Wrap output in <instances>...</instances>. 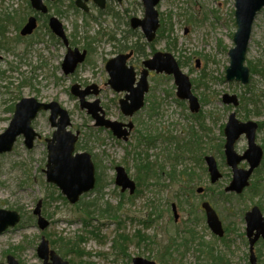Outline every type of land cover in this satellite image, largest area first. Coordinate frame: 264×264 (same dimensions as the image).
I'll return each instance as SVG.
<instances>
[{
    "label": "rangeland",
    "instance_id": "374dc122",
    "mask_svg": "<svg viewBox=\"0 0 264 264\" xmlns=\"http://www.w3.org/2000/svg\"><path fill=\"white\" fill-rule=\"evenodd\" d=\"M70 2L51 3V13L62 11L57 15L66 26L69 38H74L81 49L87 45L90 51L86 61L74 73L66 75L61 67L66 48L50 38L44 25L29 37L20 35L28 14L27 0H0V16L15 12L14 21L20 25L19 28L16 24L6 27L5 38L11 41V50L0 49V134L13 116L12 106L22 98L57 101L69 112V129L79 134L77 147L91 153L101 181L75 204L65 198L57 185L47 181L43 171L47 163L44 137H51L54 128L49 121V111L40 113L33 125L43 138L28 149L24 137L20 136L13 151L0 154V208L22 212L18 209L21 207L28 216L22 224L0 235V263L6 264L11 254L21 264H42L36 249L44 234L49 241L79 240L84 253L82 259L91 264H133L134 257L154 260L157 264H207V247H199L201 240L213 243L218 252H224L229 264H251L245 213L259 202L264 207V191L256 193L250 190V185L245 193L234 194L230 202L223 199L221 191L233 176L223 155V131L234 111L240 121L258 123L256 142L264 149V74L252 73L249 66L255 63L264 69V8L254 21L245 61L250 81L243 84L227 81L225 76L236 31L234 0H161L156 8L159 18H165L164 30L161 24L152 44L142 45L145 52L135 53L129 63L135 66L139 77L142 62L153 56L152 50L172 54L189 76L192 91L201 106L198 112H191L188 100L177 96L173 75L153 71L148 77L145 105L129 117L123 114L119 103L126 92H117L107 83L109 75L105 64L126 52L117 39L121 38V42L128 45L140 36L146 41L140 28L131 29L129 23L132 16H144L142 1L107 0V4L120 12L113 17L90 0L88 14L97 16V20H89L88 25L84 23L83 11L76 13L70 9ZM76 22L78 35L74 37ZM131 30L133 32L128 34ZM75 83L82 88L98 87L99 93L90 94L87 99H99L107 118L123 122L132 119L134 128L128 140L118 139L109 129L95 125L93 117L80 106L78 96L70 91ZM225 94L236 95L239 104L224 103ZM243 96L248 97L246 103ZM247 147V138L242 134L235 142V150L242 154ZM206 155H213L217 160L222 173L217 183H211ZM177 157L179 160L175 161ZM146 162L152 163V174L147 180L149 185L143 187L138 185L137 177L141 175L139 165ZM117 165L124 166L136 181L134 194L128 189L123 192L115 183ZM239 166L248 168L249 164L244 160ZM259 175H264V157L251 177V184H258ZM200 187L204 189L198 192ZM212 187L215 190H207ZM130 196H133L131 200ZM39 200L43 215L50 221L43 231L37 226L36 218L29 220ZM94 200L101 209L117 208V217L95 211L87 218L86 203ZM204 200L212 203L224 226L229 227L227 242L209 228L201 209ZM172 204L177 206L178 220H175ZM260 208L264 214V209ZM147 221L150 223L145 225ZM192 227L198 237L185 247L183 233ZM123 233L129 238L126 251L114 248L121 241L119 234ZM51 246L58 248L54 242ZM171 249L173 254H166ZM255 251L257 258L260 257L257 264H264V240L256 243ZM65 257L71 264H79L81 259L74 253Z\"/></svg>",
    "mask_w": 264,
    "mask_h": 264
},
{
    "label": "water",
    "instance_id": "95a60500",
    "mask_svg": "<svg viewBox=\"0 0 264 264\" xmlns=\"http://www.w3.org/2000/svg\"><path fill=\"white\" fill-rule=\"evenodd\" d=\"M102 7L104 0H95ZM160 0H143L145 7L144 18H133L132 26L141 27L149 41L155 37L156 30L159 26V13L156 9ZM32 5L37 10L48 11L44 0H31ZM77 3L86 8L81 0ZM236 31L233 36L234 46L229 50L230 63L226 68L225 76L227 81H238L247 84L250 81V70L245 64L246 54L253 30L254 21L258 13L264 8V0H234ZM50 27L66 44L68 39L62 22L55 16L50 18ZM37 27L36 17L32 16L21 29V35L32 34ZM132 51L127 54H119L117 57L110 59L106 64V69L110 74L108 83L118 92L127 91L124 98L120 99L122 112L127 116H133L144 106V96L148 91V68L155 69L157 72L172 74L177 85V95L181 99L189 101L190 110L198 112L200 102L198 97L192 92L190 78L185 74L176 59L170 53L157 52L153 58L144 62L146 68L141 71L137 81L136 71L133 66L127 65V59L132 55ZM86 51L80 52L79 49H69L63 62L65 73L73 72L77 65L85 59ZM1 57V56H0ZM80 89V85H72L71 91L78 96L82 108H87L92 114L97 126H106L111 128L113 134L118 138L127 140L133 123L130 121L124 124L119 121H112L105 118L104 114L100 115L102 110L99 101L88 102L85 96L90 93V88ZM95 89L94 93H97ZM226 104H239L236 95L225 94L222 98ZM50 111V122L55 131L51 138L47 139L48 160L46 168V179L50 183H55L66 195L68 200L74 204L79 201L80 197L96 185V167L91 153L88 151H77L76 142L78 133H73L68 127L71 124L69 113L57 101L44 102L36 97H24L15 105L13 117L5 129L0 134V154L13 150V147L20 135L24 136V142L27 148L31 149L35 141L41 137L32 126L33 120L40 111ZM258 123L253 121L242 122L236 117V112H231L225 126V156L226 162L233 171V177L226 191H233L240 194L250 184V177L253 171L260 165L264 150L256 143V130ZM245 134L248 140V148L239 154L235 150V142ZM247 160L249 168H241V161ZM205 161L208 166V172L212 183H215L222 177L218 168L216 158L213 155H207ZM115 183L121 187L122 191L129 189L133 194L136 189V182L132 179L126 168L122 165L115 167ZM203 187L198 188L201 192ZM205 211L206 220L211 231L217 236H224L225 230L223 222L216 209L209 201H203L201 204ZM175 219L179 214L176 205H172ZM37 216V225L44 230L49 225V220L42 214V201H38L33 210ZM21 220V214L16 210L0 208V235L10 227H14ZM247 223V235L250 240V261L251 264H257L254 247L255 243L262 237L264 238V214L258 205H254L245 215ZM37 254L43 260V264H70L62 258L53 249H50L49 240L42 235L41 241L37 247ZM3 264V263H0ZM7 264H20L13 256L8 255ZM133 264H157L154 260L143 257H134Z\"/></svg>",
    "mask_w": 264,
    "mask_h": 264
},
{
    "label": "trees",
    "instance_id": "16d2710c",
    "mask_svg": "<svg viewBox=\"0 0 264 264\" xmlns=\"http://www.w3.org/2000/svg\"><path fill=\"white\" fill-rule=\"evenodd\" d=\"M26 9H27V12L29 13L30 9H31V6H30V2L29 0H27V5H26ZM56 12L60 13L59 10H57ZM14 13L15 12H7V13H4V16H0V49L1 48H4L6 50H11V47L9 46V40L6 41V38H5V30H6V27L10 24H16L18 26V28L20 27V25H18V23H16L14 21ZM77 32V31H76ZM90 43V42H89ZM137 44L135 45H132L131 47L133 46H136V50L138 52H144L142 51L141 49H137ZM125 46V45H123ZM128 47V46H127ZM135 48V47H134ZM250 66V70L251 72L253 73H262L264 74V69H262L261 67H259L258 64H255V63H250L249 64ZM243 102L246 103L248 101V97H244L242 98ZM254 101V100H253ZM254 102H257V101H254ZM154 105V104H152ZM14 108V105L12 106ZM155 109V108H154ZM12 110V108H11ZM205 128V127H203ZM149 137V136H148ZM147 137V138H148ZM141 142V141H140ZM154 144V141L151 142V144ZM150 144V142H149ZM189 149H192V148H189ZM178 156V155H177ZM179 158L177 157V159H175V161H178ZM140 166V174L138 177H137V181H138V185L140 186H148L149 185V182H147V180L151 177V174H152V163H142ZM157 176H159L157 173H156ZM192 178V177H191ZM259 179H264V175H259L258 176ZM193 180V178H192ZM98 181H101V177L98 176ZM146 182V183H145ZM263 182V183H262ZM258 181V184H252L251 185V189L250 190H254L256 193H260L261 191H264V180L263 181ZM99 184V183H98ZM261 187V189H260ZM215 190L213 187L211 189H207V190ZM138 193V192H137ZM245 193V192H244ZM212 194H215V191H213ZM122 196H124V194H122ZM134 196V195H133ZM133 196H130L128 197L129 200L132 199ZM221 196L223 197V199H225V201L227 202H230L231 201V198L234 197V194H226L224 191H221ZM123 198V197H122ZM182 202V201H180ZM263 209L264 207L262 206L261 202L258 203ZM86 208H85V212L87 213L86 216L87 218H89V216L92 215V213H94L95 211H98L101 215L103 216H114V218L117 217V213L116 211L118 210L117 208H107V207H104V208H100V206L96 203V201H91L89 203H86ZM108 207H111L110 205ZM19 211H22V221L20 224L23 223V220H26L25 218H27V213L23 211V209L21 207H18ZM194 211V210H193ZM29 220H35V217L33 215H29ZM144 222V221H143ZM148 223H150V221H147L145 222V225ZM225 230H226V234L225 236L222 238V241L224 242H227V234L229 232V227H225ZM140 232V231H139ZM184 233H187L188 235L185 236ZM183 233V237L184 238V241L182 242V244L185 246V247H188V245L190 244H193L197 237H198V233H196L195 229L192 227V228H187ZM128 235L123 233V234H119V237L121 238V241L119 243V245H115L116 247H114L115 249H120L121 251L122 250H125L126 251V241L129 240V238L127 237ZM144 237V236H143ZM146 237H144L143 239H145ZM201 238V237H200ZM142 239V237L140 238V240ZM59 241H52V239H50V242L51 244H56L57 245V251L63 256L65 257L66 254L68 253H74L76 254L78 257H80L81 259L79 260V264H91V262L87 261L86 259H82L84 253H83V250H81L80 248V241L79 240H73V241H64L62 238L61 239H58ZM81 240L83 241L84 238L81 237ZM65 242V243H63ZM117 242V241H116ZM199 243V247H207V252H208V263L207 264H229V261L226 259V256H225V253L224 252H221V251H217V249L213 246L214 244L213 243H208L204 240H201ZM172 249L167 252L166 254H170L172 255ZM260 259V257H259Z\"/></svg>",
    "mask_w": 264,
    "mask_h": 264
},
{
    "label": "flooded vegetation",
    "instance_id": "af4514ba",
    "mask_svg": "<svg viewBox=\"0 0 264 264\" xmlns=\"http://www.w3.org/2000/svg\"><path fill=\"white\" fill-rule=\"evenodd\" d=\"M90 0H81V2L84 4V5H86V8L87 9H85L84 7H82V6H80L78 3H77V0H71V2H70V4L68 5V7L70 8V9H73L76 13H78L79 11H83V20H84V23H85V25H88V21L89 20H93V21H96L97 20V16L96 17H93V15H91V16H89V14H88V11H89V6H88V2H89ZM92 1V3L95 5V6H97L99 9H101V10H105V12L108 14V15H112L113 17H116V16H119V14H120V12H119V10H115V9H113L112 8V6L110 5V4H107V0H104V6L102 7L100 4H98L95 0H91ZM142 1V3H143V0H141ZM161 1V0H160ZM159 1V2H160ZM55 2H62V0H44V3L46 4V6L48 7V11L47 12H43L42 10H37L33 5H32V3H31V0H30V6H31V9H30V11L29 12H31V13H28L27 15H26V17L24 18V20H23V23H22V27H21V29L24 27V25L27 23V21H28V19L30 18V17H32V16H34V17H36V21H37V27L33 30V32H32V34L34 33V32H36V29L42 24V25H44V27H46L47 29H48V33H49V35H50V38L51 39H53V40H55L56 42H58V43H62L63 45H64V47L66 48V53H65V55H64V58H63V60H62V62H61V67H62V69H63V62H64V59H65V57H66V55H67V53H68V50L69 49H72V50H74L75 48H77V49H79V51L80 52H83V51H86V56H85V59L82 61V62H80L78 65H77V67H76V69L73 71V72H71V73H68V74H72V73H74L76 70H77V68L83 63V62H85L86 61V59H87V57H88V54H89V51H90V47H86L87 45H85L84 47H83V49H81V48H79L78 46H76V40H74V38L73 39H70L69 38V36H68V34H67V28H66V26L64 25V23L62 22V20L59 18V16L57 15V14H61V12L62 11H59L60 13H56V14H54V13H51V10L53 9L52 7H51V3H55ZM117 2L118 3H121L122 2V0H117ZM157 5H158V3H157ZM156 5V6H157ZM143 6H144V4H143ZM81 9V10H80ZM157 9V8H156ZM128 10H126V12H127ZM159 13V12H158ZM53 16H55V17H57L58 19H59V21L60 22H62V24H63V27H64V30H65V33H66V37H67V39H68V44H66L65 42H64V40L60 37V36H58L56 33H54V31L52 30V28L50 27V25H49V23H50V18L51 17H53ZM144 16H145V7H144ZM144 16L143 17H138V16H132L131 18H130V26H131V29H138V28H140V30H141V32L143 33V35H144V37L146 38V41H144L143 39H142V36H140L141 38H138L137 39V41L135 42V43H133V44H131V45H128L127 43H122L121 41H122V39L120 38V39H117L121 44H120V46H121V48H122V50H124V51H126V52H122V53H119V54H127V53H130L131 51L133 52L132 53V55L127 59V65L128 66H133V65H131L130 63H129V61H130V59L134 56V54L135 53H140V52H138L137 50H136V46H133V47H131L132 45H135V44H137L138 43V47H137V49L139 48V49H141V47H142V45H144V44H147V43H151V41H153L155 38H156V35H157V30H158V28H159V26L161 25V28H163V30H164V21H165V18L164 17H161V18H159V26H158V28H157V30H156V33H155V37H154V39L153 40H151V41H149L148 40V38H147V36H146V34H145V32L142 30V28L141 27H133L132 26V19L133 18H140V19H142V18H144ZM89 17H91V18H89ZM76 21H78V20H76ZM161 30V29H160ZM21 31V30H20ZM77 31V32H76ZM129 33L128 34H131L133 31L131 30V31H128ZM134 33H136V32H134ZM32 34H29V35H25L24 37H29V36H31ZM161 34H163V31H161ZM72 35H74V37L75 36H77L78 35V24H77V22H76V24H75V29H74V32H72ZM127 37L129 36V35H126ZM126 36H124V39H126L127 37ZM22 37V36H21ZM23 38V37H22ZM111 38H113V39H116V37L114 36V35H111ZM143 43V44H140L141 42ZM88 44H90L89 42H88ZM152 44V43H151ZM123 45H125V46H123ZM128 46V47H127ZM135 47V48H134ZM142 51H144L143 49H141ZM145 52V51H144ZM152 52L154 53L153 54V56L152 57H150L149 59H151V58H153L154 57V55L157 53V52H161V51H155V50H152ZM163 53H168V52H163ZM119 54H117L116 56H114V57H112V58H115V57H117ZM0 59L2 58V55L0 54ZM111 58V59H112ZM149 59H146V60H144L143 62H142V69L140 70V72H139V77H138V80H139V78H140V75H141V71L143 70V69H145L146 68V66H145V64H144V62L145 61H147V60H149ZM110 60V59H109ZM108 60V61H109ZM107 61V62H108ZM107 62H106V64H107ZM106 64H105V69H106ZM134 67V69H135V71H136V73H137V70H136V68H135V66H133ZM106 71H107V73H108V75H109V79H110V74H109V72H108V70L106 69ZM153 71L155 72V73H159V72H157L155 69H149L148 68V76H147V78L149 77V75H150V73L152 72L153 73ZM63 72L65 73V71H64V69H63ZM66 75H68L67 73H65ZM2 75V72L0 71V76ZM109 79H108V81H109ZM148 80V79H147ZM108 81H107V83H108ZM75 84H78V83H75ZM109 84V83H108ZM74 85V84H73ZM78 85H80V84H78ZM89 86H92V85H88V86H86L85 88H82V86L80 85V89H82V90H85L87 87H89ZM71 88H72V86H71ZM91 88H94V90H91ZM90 88V93H88L86 96H85V99H86V101H88V102H91V103H93V102H96V101H99V106L101 107V109L102 110H100L99 111V114L100 115H102V114H104V116H105V118L106 119H108V120H112V119H110V118H107L106 117V114H105V111H104V109H103V107L100 105V100L99 99H95V100H93V101H91V100H88L87 99V96L88 95H90V94H98L99 93V89H98V87L96 86V85H93V87H91ZM113 88V87H112ZM95 89H97V93H94V91H95ZM114 89V88H113ZM115 90V89H114ZM70 91H71V89H70ZM116 91V90H115ZM148 91H149V80H148ZM147 91V92H148ZM118 92V91H117ZM146 92V93H147ZM71 93H72V91H71ZM146 93H145V96H146ZM126 95V94H125ZM145 96H144V104L146 103V101H145ZM45 102V101H44ZM119 103H120V100H119ZM81 106V105H80ZM14 108H15V105H14ZM14 108L12 107V111H14ZM84 109H86L87 110V112H88V109L87 108H84ZM42 112H46V111H44V110H42V111H40L38 114H37V116H36V118L33 120V122H32V126H33V128L36 130V128L34 127V125H33V123H34V121L37 119V117H38V115L40 114V113H42ZM69 113V112H68ZM89 113V112H88ZM91 116H92V114L91 113H89ZM124 114V113H123ZM125 115V114H124ZM49 116H50V111H49ZM69 116H70V114H69ZM93 117V116H92ZM132 117V116H131ZM93 119H94V117H93ZM70 120H71V117H70ZM95 120V119H94ZM49 121H50V119H49ZM112 121H119V120H112ZM132 122L133 123V128H134V122L132 121V119H129V121L128 122ZM119 122H122V123H124V124H127L128 122H123V121H119ZM50 124H51V122H50ZM71 125V124H70ZM95 125H96V121H95ZM52 126V125H51ZM97 126V125H96ZM53 127V126H52ZM104 128H106V129H109V131H110V133H112L113 134V132H112V130H111V128H108V127H106V126H103ZM54 128V131H55V127H53ZM132 128V129H133ZM68 129H69V127H68ZM69 130H71V129H69ZM54 131H53V133H54ZM132 131V130H131ZM131 131H130V133H131ZM36 132H38L40 135H41V137L40 138H38L37 140H41L42 138H43V136H42V134L39 132V131H37L36 130ZM73 132V131H72ZM53 133H52V135H53ZM52 135H51V137H52ZM129 136H130V134H129ZM51 137H44V141H45V143H46V147H47V139L48 138H51ZM78 137H79V135H78ZM79 139V138H78ZM77 139V140H78ZM36 140V141H37ZM78 142V141H77ZM36 143V142H35ZM221 145V144H220ZM219 145V146H220ZM224 153V152H223ZM248 236V235H247ZM248 239H249V237H248ZM264 239L263 238H260L258 241H257V243L258 242H260V241H263ZM255 247H256V244H255ZM50 249H53V250H55L56 252H57V254H59V255H61L58 251H57V249H55L54 247H50ZM43 263V262H42Z\"/></svg>",
    "mask_w": 264,
    "mask_h": 264
}]
</instances>
